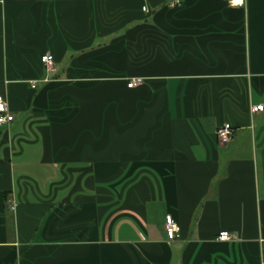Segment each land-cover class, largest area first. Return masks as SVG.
Wrapping results in <instances>:
<instances>
[{
	"label": "crops",
	"instance_id": "crops-1",
	"mask_svg": "<svg viewBox=\"0 0 264 264\" xmlns=\"http://www.w3.org/2000/svg\"><path fill=\"white\" fill-rule=\"evenodd\" d=\"M173 1L0 0V264H264V0Z\"/></svg>",
	"mask_w": 264,
	"mask_h": 264
},
{
	"label": "built area",
	"instance_id": "built-area-1",
	"mask_svg": "<svg viewBox=\"0 0 264 264\" xmlns=\"http://www.w3.org/2000/svg\"><path fill=\"white\" fill-rule=\"evenodd\" d=\"M229 4L234 6H240L244 4V0H226ZM179 0H174L173 4H179ZM145 9V8H143ZM42 64L46 68L47 72L55 71V58L51 53H45L41 57ZM142 82L141 77L133 78L129 83L128 86L132 87ZM35 86V84H33ZM264 110V105H254L251 107L252 113L261 112ZM14 120V115L10 111L9 105L5 98L0 95V126L10 123ZM231 125L229 123H225L224 125L220 126L217 135L218 139L222 143H226L231 138ZM14 207V206H13ZM165 232L170 240L176 239L180 236L181 228L178 222L172 217V215L168 214L165 219L164 224ZM219 240L228 241L231 239V234L228 231H222L219 233L218 236Z\"/></svg>",
	"mask_w": 264,
	"mask_h": 264
}]
</instances>
